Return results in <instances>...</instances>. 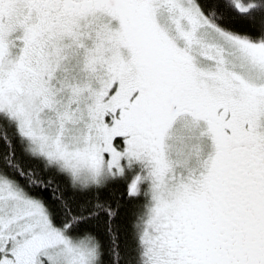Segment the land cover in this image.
I'll return each mask as SVG.
<instances>
[{
  "label": "snow or ice",
  "instance_id": "1",
  "mask_svg": "<svg viewBox=\"0 0 264 264\" xmlns=\"http://www.w3.org/2000/svg\"><path fill=\"white\" fill-rule=\"evenodd\" d=\"M0 264H264V0H0Z\"/></svg>",
  "mask_w": 264,
  "mask_h": 264
}]
</instances>
